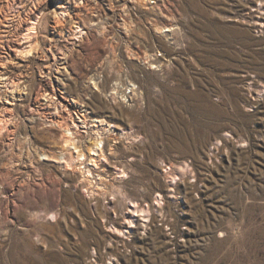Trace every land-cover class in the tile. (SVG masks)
I'll use <instances>...</instances> for the list:
<instances>
[{
	"label": "rangeland",
	"instance_id": "374dc122",
	"mask_svg": "<svg viewBox=\"0 0 264 264\" xmlns=\"http://www.w3.org/2000/svg\"><path fill=\"white\" fill-rule=\"evenodd\" d=\"M58 110L91 182L39 157ZM3 119L0 264H264V0H0Z\"/></svg>",
	"mask_w": 264,
	"mask_h": 264
},
{
	"label": "bare ground",
	"instance_id": "6f19581e",
	"mask_svg": "<svg viewBox=\"0 0 264 264\" xmlns=\"http://www.w3.org/2000/svg\"><path fill=\"white\" fill-rule=\"evenodd\" d=\"M69 8L70 5H68V3L56 4L55 9H53L51 12V15L54 16L56 19L55 26H53V30L54 32L60 35H65L69 37L74 36V38L75 36L81 37L82 34H85L84 28L81 25H75L74 30L73 29L67 30L63 26L62 22L63 19L66 20V16L69 15V13L67 12ZM41 21H42L41 18H39V20L32 19L31 22L32 25L28 29L29 32L24 37V39L26 40L25 43H30L31 39L35 38L34 36L40 33L39 29L41 26ZM166 31H171V29H166ZM29 48L30 49L27 50V53L28 55H32L33 51L35 50L37 51L39 50V48H41L40 41L37 40L35 44L33 43L30 44ZM60 112L61 111L58 110L56 113H54V119L49 120V118L45 117V121H47L49 125L55 126L58 128V130L61 131L62 134L60 137V142L59 141L56 143L53 142L55 148L54 150L51 148L50 149L51 151H55V152L43 151L42 153H39V157L41 160L42 157H44L45 160L57 161L58 163L60 162L66 164V167L68 168L70 167L69 169H71V167L82 168L84 166V170H83L84 178L86 181L91 182L92 180L90 178L92 176H95L96 166H98V162L100 161V158L105 153V147L104 146L101 147V145L105 142L104 141L105 139L102 137L103 134L97 133L94 140L89 142L90 145L83 143V141H81V139L79 140L77 136L79 137V134H82L81 133L82 128L84 129L88 128L89 125L88 118H86V116L82 114V118L78 117V120L72 119L71 121V119L69 118L62 117ZM40 115L44 117L42 114ZM95 122L102 123L103 120L97 119L95 120ZM7 127H8V119L5 120L3 119L2 121H0V136L3 130H5ZM105 130L106 132L111 133V129L108 130L105 129ZM47 139L50 141L49 137ZM91 166H95V168ZM158 197H161V195L158 194L157 198ZM134 206L136 207L134 212L146 211V208L143 205H140L139 203L135 204ZM147 210H151L149 206H147ZM135 217L136 216L134 215V213H129L128 215L124 216V220L128 223L134 224L136 222ZM113 231L123 233L122 228L119 229L115 227L114 229H107L108 236L112 237Z\"/></svg>",
	"mask_w": 264,
	"mask_h": 264
}]
</instances>
